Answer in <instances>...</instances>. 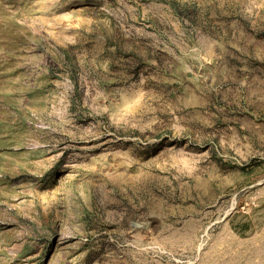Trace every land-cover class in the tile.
<instances>
[{
	"label": "rangeland",
	"instance_id": "rangeland-1",
	"mask_svg": "<svg viewBox=\"0 0 264 264\" xmlns=\"http://www.w3.org/2000/svg\"><path fill=\"white\" fill-rule=\"evenodd\" d=\"M0 264H264V0H0Z\"/></svg>",
	"mask_w": 264,
	"mask_h": 264
}]
</instances>
